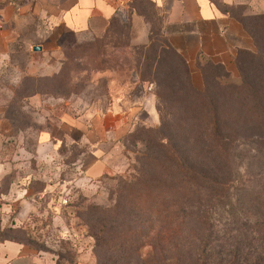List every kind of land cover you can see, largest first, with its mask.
Instances as JSON below:
<instances>
[{
	"label": "rangeland",
	"instance_id": "374dc122",
	"mask_svg": "<svg viewBox=\"0 0 264 264\" xmlns=\"http://www.w3.org/2000/svg\"><path fill=\"white\" fill-rule=\"evenodd\" d=\"M252 12L245 18L257 38L258 44L252 49L254 57L241 53L232 72L206 65L204 76L186 73L182 62L171 57L165 47L168 42L165 15L145 0L135 1L101 35L51 31L42 20L38 26H30L15 42L8 62L0 68V105L10 129L7 146L0 147V162L20 164L17 171L0 180V242L7 238L25 242L37 252L52 256L56 264L104 263L108 254H100L87 224L89 207L108 205L117 185L114 179L135 173L133 166L142 147L137 133L160 127L162 117L179 126L168 135L198 138L187 145V151L191 161L198 160L199 166L204 167L203 173L210 182H200L199 206L195 213H187L176 234L165 231L160 235V245L141 249L144 259L140 264L264 261L263 126L254 128L255 131L240 130L239 137L233 135L237 138L234 142L225 140L217 145L209 135L206 98H202L205 109L195 112L184 110L185 100L181 98L182 87L190 84L199 90L206 89L209 94L217 92L219 86L230 85L259 90L264 80V15L254 9ZM35 46L43 48L42 51L35 52ZM34 67L41 73H53L55 69L57 72L31 75L30 69ZM254 90L245 91L252 98L251 103L258 95ZM37 94L40 99H32ZM151 94L155 109L147 104L137 105L141 107L131 122L128 115L131 109L139 101L147 102ZM107 114L120 120L95 123L98 137L103 135L102 125H106L107 140L98 149L102 150L109 171L97 178L85 177L82 170L95 161L92 152L96 145L81 142V135L93 128V119L97 116L104 119ZM243 117L247 124L254 125L249 113ZM63 121L74 127L71 136L59 144L56 152L44 148L38 153V133L54 130L59 134L58 126ZM118 126L123 129L117 134ZM256 133L260 135L257 137ZM221 149L226 151V158L219 155ZM218 161H225L229 169L222 164L218 171L212 169L217 168ZM17 177L23 178L25 195L43 194L38 200H26L24 207H33L34 212L22 221L25 229L13 227L14 204L3 210L4 204L11 202L9 193L16 188ZM214 179L225 181L226 194L222 199H217L212 188ZM213 194L216 196L212 197ZM147 216H142L146 226ZM206 237L209 241H198ZM175 238L182 241L176 247L172 245ZM231 239L240 240V257L227 255L238 246ZM198 251L201 256L195 259ZM112 260L111 264H124L119 255Z\"/></svg>",
	"mask_w": 264,
	"mask_h": 264
},
{
	"label": "trees",
	"instance_id": "16d2710c",
	"mask_svg": "<svg viewBox=\"0 0 264 264\" xmlns=\"http://www.w3.org/2000/svg\"><path fill=\"white\" fill-rule=\"evenodd\" d=\"M135 1L137 0H134L131 5ZM145 1L155 7L152 1ZM262 14L264 15V13ZM115 18H113L111 25ZM244 18L241 20L245 29L253 38L254 45L258 44L255 34L250 29V23ZM165 47L171 57L180 63L182 62L186 68V73L190 74L186 61L175 51L169 41ZM241 53L250 57L255 55L253 50H240L235 58V64L238 62ZM206 65L224 69L221 65L208 63L200 68L203 76L205 75L203 67ZM149 88L152 91V85ZM245 88L244 86L232 85L219 86L217 92L209 94L206 89L199 90L190 84L188 87H182L184 93L181 98L185 100L182 106L185 107L184 110L203 111L206 102H202V98H206V106H208L206 111L209 110L210 113L209 135L213 137L211 142L217 145L225 140L234 142L237 138L233 135L239 137L240 132L238 131L240 130L242 132L247 129L255 131L254 128L259 129L262 126L264 129V80L259 85V90L249 87L258 93L254 96V103H251L250 99L252 98L245 94L249 88L247 90ZM247 113L250 114L254 125L246 123V118L243 115ZM178 127L173 122L161 117L160 127L139 130L136 139L141 142L142 147L136 155V165L133 166L135 173L126 178L114 179L117 180V185L109 196L108 205H91L89 207L87 219L89 223L87 224L96 238L97 249L100 254L102 252V254H108L102 264L114 263L112 260L114 255L123 258L124 264H140L144 259L141 252L143 247L160 245V235L165 231L176 234V231L181 229L187 213L193 214L198 208L199 194L202 190L200 182H210V179L203 173L205 169L199 166L198 160L191 161L187 151V145L191 142H197L198 138H191L190 135L172 137V135L167 134L168 132H175ZM224 134L230 137L222 136ZM258 135L260 133H256L257 137ZM165 139L166 142H164ZM261 151L264 152V150ZM204 153L208 154V151L205 150ZM219 155L223 158L227 157L224 149H221ZM221 164L229 169L225 161H218L217 168L212 169L218 171ZM224 182L222 179H214L212 188L217 193V199L224 198L226 194ZM215 196V194L212 195V197ZM143 215H148L146 217L147 226L143 220ZM203 220L204 222L207 220L205 215ZM142 228H144V233ZM261 234L263 236H261V242L264 244V233ZM204 240L209 241L207 237L206 239H198L200 243ZM239 241L238 239H231L230 242L237 243L238 246L230 249L227 255L232 258L240 257ZM179 243L182 241L175 238L172 245L176 247ZM198 255L195 259L201 256L199 251ZM194 263L196 264L195 260ZM256 264H264V261H259Z\"/></svg>",
	"mask_w": 264,
	"mask_h": 264
},
{
	"label": "crops",
	"instance_id": "0c3cea01",
	"mask_svg": "<svg viewBox=\"0 0 264 264\" xmlns=\"http://www.w3.org/2000/svg\"><path fill=\"white\" fill-rule=\"evenodd\" d=\"M134 0H0V68L11 57L12 47L24 32L42 20L45 27L51 31L61 30L74 35H100L107 31L113 18L126 12ZM156 10L165 15L167 39L175 51L186 61L191 74L201 73V66L212 63L221 65L228 72L235 69V58L240 50H252L254 41L244 27L241 18L256 13H264V0H150ZM226 9V10H225ZM251 11V12H250ZM242 12V13H241ZM255 13V14H256ZM41 50H34L40 52ZM41 73L35 67L30 69L31 75H51ZM153 94L147 104L155 109ZM40 99L34 95L32 99ZM146 105V106H147ZM131 109L129 119L137 118L138 108ZM104 115V119L97 116L93 119V128L81 135V142L96 145L92 152L95 161L85 167L82 172L85 177L97 178L109 170L101 156L102 150L98 147L107 140L106 125H102V136H97L99 121L120 122L119 119ZM108 117V118H106ZM106 118V119H105ZM125 120H128L127 118ZM123 122V121H122ZM122 124V123H121ZM71 125L63 121L58 126L59 134L51 130H42L37 135V152L42 149L57 151L59 144L73 131ZM117 134L123 129L117 127ZM76 129V128H75ZM111 132V131H109ZM122 132V131H121ZM10 129L4 115V108L0 105V147L7 146ZM20 164L6 161L0 162V180L13 170L17 171ZM15 189L9 195L11 202L4 204L3 210H9L14 204V228H22V221L34 212L33 207H24L25 202L40 199L43 194L23 193V178H16ZM20 183V184H18ZM6 197V195H5ZM27 200V201H26ZM0 264H56L49 254L37 252L25 242L15 239H5L0 242ZM78 264H82L79 262Z\"/></svg>",
	"mask_w": 264,
	"mask_h": 264
},
{
	"label": "water",
	"instance_id": "95a60500",
	"mask_svg": "<svg viewBox=\"0 0 264 264\" xmlns=\"http://www.w3.org/2000/svg\"><path fill=\"white\" fill-rule=\"evenodd\" d=\"M34 50H41V47L40 46H35L33 47Z\"/></svg>",
	"mask_w": 264,
	"mask_h": 264
}]
</instances>
